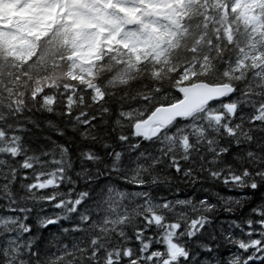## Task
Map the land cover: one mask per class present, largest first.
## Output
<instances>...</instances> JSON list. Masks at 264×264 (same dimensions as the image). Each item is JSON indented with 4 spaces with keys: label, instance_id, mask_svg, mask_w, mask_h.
Returning <instances> with one entry per match:
<instances>
[{
    "label": "snow or ice",
    "instance_id": "1",
    "mask_svg": "<svg viewBox=\"0 0 264 264\" xmlns=\"http://www.w3.org/2000/svg\"><path fill=\"white\" fill-rule=\"evenodd\" d=\"M0 264H264V0H0Z\"/></svg>",
    "mask_w": 264,
    "mask_h": 264
},
{
    "label": "rangeland",
    "instance_id": "2",
    "mask_svg": "<svg viewBox=\"0 0 264 264\" xmlns=\"http://www.w3.org/2000/svg\"><path fill=\"white\" fill-rule=\"evenodd\" d=\"M0 16L7 17L9 21H12L14 17L23 18L24 13L16 11L14 5L3 4L0 5Z\"/></svg>",
    "mask_w": 264,
    "mask_h": 264
}]
</instances>
